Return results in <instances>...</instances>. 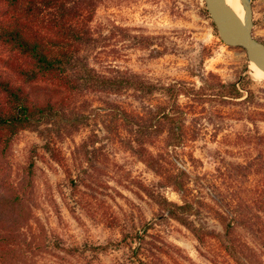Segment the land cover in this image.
<instances>
[{"label": "rangeland", "instance_id": "1", "mask_svg": "<svg viewBox=\"0 0 264 264\" xmlns=\"http://www.w3.org/2000/svg\"><path fill=\"white\" fill-rule=\"evenodd\" d=\"M27 1H0V32L64 40L57 13H27ZM251 9L264 43V0ZM64 11L83 39L76 87L23 89L57 115L0 145V264H264V80L244 51L220 40L202 0H65ZM29 70L0 44V82L19 87ZM125 77L141 87L108 84ZM157 200L183 206L187 225Z\"/></svg>", "mask_w": 264, "mask_h": 264}, {"label": "trees", "instance_id": "2", "mask_svg": "<svg viewBox=\"0 0 264 264\" xmlns=\"http://www.w3.org/2000/svg\"><path fill=\"white\" fill-rule=\"evenodd\" d=\"M0 1L13 7H16V4L19 2V0ZM64 7L65 0H42L39 6L34 3V0L26 2L27 13H31L33 9L38 10V12L50 9L57 13L51 23L55 28L60 27L63 29V32L60 31V33L65 38L64 40L57 39L46 43L41 38H37V40L33 39L29 41L19 26L11 31L0 32V44L5 45L10 51L16 52L22 58L30 60L28 79L27 81L22 80L19 87H14L8 82H0V88L6 95L7 106L6 108H0V145H3L4 149L7 147L11 137L20 129L30 128L34 125L33 123L36 119L57 115V113H53V109L57 106V103H52L48 99H46L45 104L34 106L29 93L23 90L26 85H30L34 80L41 78L51 86L62 87L65 90H68L67 86L70 84L69 89H75L76 87V79L70 74L71 70H79V60L76 57L74 47L83 42V39L81 33L77 32L78 30L73 28L72 25H65L67 13L64 11ZM83 71L86 73L85 70ZM80 79L83 82L93 81L90 78L84 79L82 77ZM104 84L107 85L106 82ZM108 84L112 86L141 87V83L139 84V82L131 80L128 77L122 78V80H114ZM231 88L234 94L239 96V90L234 85H231ZM56 123H58L57 120L53 123V127H56ZM45 147L49 148L48 143L45 144ZM33 153H35V150H33ZM33 157H30V168L34 164ZM147 165L152 168L150 163H147ZM156 202L161 210H168L169 215L173 219L183 225H187L185 219L177 212V210H183V206H178L166 200H157ZM196 232L198 230L193 229V233L196 234ZM139 264H144V262L140 261Z\"/></svg>", "mask_w": 264, "mask_h": 264}, {"label": "water", "instance_id": "3", "mask_svg": "<svg viewBox=\"0 0 264 264\" xmlns=\"http://www.w3.org/2000/svg\"><path fill=\"white\" fill-rule=\"evenodd\" d=\"M212 20L220 40L229 47L241 48L247 61H252L264 70V43L252 35L253 21L251 0H240L244 20H241L229 8L224 0H202Z\"/></svg>", "mask_w": 264, "mask_h": 264}, {"label": "bare ground", "instance_id": "4", "mask_svg": "<svg viewBox=\"0 0 264 264\" xmlns=\"http://www.w3.org/2000/svg\"><path fill=\"white\" fill-rule=\"evenodd\" d=\"M225 4L232 9V11L237 15V17L243 22L244 11L240 0H224ZM248 71L253 80L261 81L264 80V70L258 68L252 61L248 63ZM264 82V81H263Z\"/></svg>", "mask_w": 264, "mask_h": 264}]
</instances>
